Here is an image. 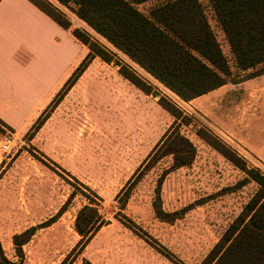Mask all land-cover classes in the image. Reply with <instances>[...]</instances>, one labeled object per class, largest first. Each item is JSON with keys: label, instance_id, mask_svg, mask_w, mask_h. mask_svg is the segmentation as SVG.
<instances>
[{"label": "rangeland", "instance_id": "obj_1", "mask_svg": "<svg viewBox=\"0 0 264 264\" xmlns=\"http://www.w3.org/2000/svg\"><path fill=\"white\" fill-rule=\"evenodd\" d=\"M200 2L230 57V47L217 28L208 0ZM153 5H140L139 9L149 13ZM65 11L72 30L90 31L99 37L74 13ZM80 52L74 42L66 43L64 53L69 61L58 67V78ZM89 52L87 48L85 54ZM114 61H118L115 56ZM87 70L40 130L33 132L34 125L15 130L0 122V136L10 132L16 140L9 155L0 153V241L7 256L17 264H176L159 251L167 249L181 264H202L259 185L251 181L242 186L246 173L197 131L207 130L249 169L264 172V75L229 83L176 106L190 117V124H182L181 131L195 144L197 155L190 167L165 178L162 199L166 212L183 211V215L168 223L155 214L159 180L173 163L168 157L133 190L122 211L136 224L131 226L117 216V197L175 123L160 104L164 97L172 101L152 77L148 79L156 90L148 95L122 77L119 67L99 57ZM86 187L99 195V212L110 224L81 251L76 218L90 201L80 191L71 196L76 188L92 195ZM54 217L55 223L39 230L25 246V260L20 262L13 236Z\"/></svg>", "mask_w": 264, "mask_h": 264}, {"label": "trees", "instance_id": "obj_2", "mask_svg": "<svg viewBox=\"0 0 264 264\" xmlns=\"http://www.w3.org/2000/svg\"><path fill=\"white\" fill-rule=\"evenodd\" d=\"M29 1L60 27L71 30L73 36L90 50L48 109L35 122L33 132L40 130L50 119L98 57L119 67V74L144 93L152 95L156 89L138 68L186 102L229 83L238 84L264 75V0H208L217 28L230 47V57L225 54L208 11L200 0ZM148 3H154L153 7L149 13L142 12L139 6ZM65 9L74 13L113 49L90 31L72 30V21ZM114 56L118 58L117 62ZM160 104L175 118V123L117 197L120 210L117 216H123L131 226L136 224L122 211L126 210L133 190L149 171L168 157H172L173 163L159 180L153 203L155 214L168 223L183 215V211L168 213L164 210L162 185L170 173L194 163L197 149L181 131L182 124H190V117L167 97L161 98ZM0 122L11 128L1 118ZM197 135L246 173L242 186L251 181L259 185L256 194L202 264H264V172L249 169L244 160L207 130L199 129ZM86 189L92 195L76 188L71 196L80 191L90 201L76 218L75 229L82 238L79 243L81 251L103 227L110 224L99 212V195L89 187ZM56 220L57 217H54L13 236L15 256L20 262L25 260L24 248L36 233L50 227ZM159 251L170 261L181 264L167 249ZM0 264H17L7 256L1 241ZM85 264L90 262L85 261Z\"/></svg>", "mask_w": 264, "mask_h": 264}, {"label": "crops", "instance_id": "obj_3", "mask_svg": "<svg viewBox=\"0 0 264 264\" xmlns=\"http://www.w3.org/2000/svg\"><path fill=\"white\" fill-rule=\"evenodd\" d=\"M67 42L81 52L58 78V67L69 61ZM86 49L29 0H1L0 118L15 130L33 126L87 56Z\"/></svg>", "mask_w": 264, "mask_h": 264}, {"label": "built area", "instance_id": "obj_4", "mask_svg": "<svg viewBox=\"0 0 264 264\" xmlns=\"http://www.w3.org/2000/svg\"><path fill=\"white\" fill-rule=\"evenodd\" d=\"M138 70L144 74L147 78H151L149 75L144 73L141 69L138 68ZM151 80V79H150ZM161 89L167 94L169 99H171L172 103L178 107H182L186 105V101L181 99L177 94L172 92L171 90L165 88L164 86L160 85ZM15 135L13 133H6L0 136V153L4 155H9L13 148L15 147Z\"/></svg>", "mask_w": 264, "mask_h": 264}]
</instances>
